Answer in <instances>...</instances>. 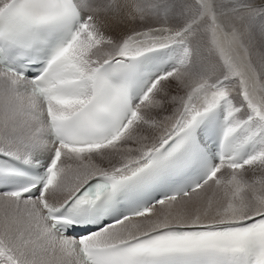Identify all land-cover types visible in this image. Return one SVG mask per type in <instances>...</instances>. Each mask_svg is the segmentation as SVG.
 Segmentation results:
<instances>
[{
    "label": "snow or ice",
    "instance_id": "6c2138e0",
    "mask_svg": "<svg viewBox=\"0 0 264 264\" xmlns=\"http://www.w3.org/2000/svg\"><path fill=\"white\" fill-rule=\"evenodd\" d=\"M0 264H264V0H0Z\"/></svg>",
    "mask_w": 264,
    "mask_h": 264
}]
</instances>
